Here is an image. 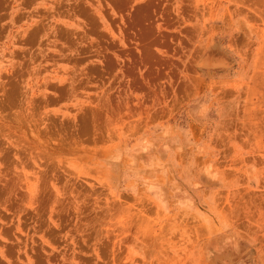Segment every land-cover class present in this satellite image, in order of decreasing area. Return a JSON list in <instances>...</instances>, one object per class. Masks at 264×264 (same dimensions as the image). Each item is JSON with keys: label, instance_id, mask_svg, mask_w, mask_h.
<instances>
[{"label": "rangeland", "instance_id": "1", "mask_svg": "<svg viewBox=\"0 0 264 264\" xmlns=\"http://www.w3.org/2000/svg\"><path fill=\"white\" fill-rule=\"evenodd\" d=\"M0 264H264V0H0Z\"/></svg>", "mask_w": 264, "mask_h": 264}]
</instances>
